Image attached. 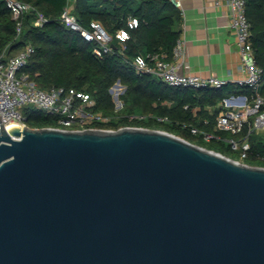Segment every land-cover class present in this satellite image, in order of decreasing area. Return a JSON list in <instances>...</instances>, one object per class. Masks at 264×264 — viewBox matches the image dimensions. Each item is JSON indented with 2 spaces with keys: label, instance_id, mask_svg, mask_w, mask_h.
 Listing matches in <instances>:
<instances>
[{
  "label": "water",
  "instance_id": "water-1",
  "mask_svg": "<svg viewBox=\"0 0 264 264\" xmlns=\"http://www.w3.org/2000/svg\"><path fill=\"white\" fill-rule=\"evenodd\" d=\"M0 264H264V166L162 129L0 115Z\"/></svg>",
  "mask_w": 264,
  "mask_h": 264
},
{
  "label": "trees",
  "instance_id": "trees-1",
  "mask_svg": "<svg viewBox=\"0 0 264 264\" xmlns=\"http://www.w3.org/2000/svg\"><path fill=\"white\" fill-rule=\"evenodd\" d=\"M41 11L46 21L37 25L34 12L22 16L21 30H16L5 0H0V52L13 55L27 43L34 51L23 71L44 89L51 87L74 88L89 92L96 101L95 110L111 113L115 107L110 88L119 81L125 88L119 121L98 124L117 128L136 125L162 129L193 143L237 159L230 152L229 138H247L248 154L242 162L264 166V131H250L248 123L233 133L216 127L219 106L223 97L234 92L250 94L244 85H224L220 88L172 87L145 71H136L132 60L139 54L164 52L172 57V48L181 29L180 9L169 0H74L73 11L78 22L89 27L91 21H100L114 33L126 27L129 16H136L138 24L129 29L125 48L120 50L116 41L113 52L98 57L93 53L96 43L87 41L76 30L67 28L59 15L69 0H23ZM245 13L250 24L251 42L257 65L262 69L260 92L264 96V0H245ZM26 125L30 127L56 126L57 117L37 109L23 110ZM129 114L143 115L130 120ZM164 117V120H159ZM197 129V133L191 131ZM203 132L212 134L209 140Z\"/></svg>",
  "mask_w": 264,
  "mask_h": 264
},
{
  "label": "built area",
  "instance_id": "built-area-1",
  "mask_svg": "<svg viewBox=\"0 0 264 264\" xmlns=\"http://www.w3.org/2000/svg\"><path fill=\"white\" fill-rule=\"evenodd\" d=\"M176 6L179 0H169ZM12 17L16 20V30H21L22 16L27 12H34L33 21L40 25L46 21L45 15L23 0H5ZM218 3V1H216ZM229 18L228 26L234 36L235 43L240 55L241 69L246 73L242 79H237L240 86H248L250 94L234 92L222 98L219 105L221 111L217 116L216 127L233 133L239 132L245 123H248L250 131L264 130V96L261 94L262 69L257 65L254 48L251 42L250 24L245 13V0L224 1ZM59 20L67 27L78 31L85 40L96 43L93 53L102 57L105 53L113 52V42L116 41L120 50L125 48V42L129 38V29L138 24L136 16H129L126 27L110 33L105 26L97 20L91 21L89 27L81 25L73 11V6L67 3L60 15ZM34 49L27 43L22 49L13 55L5 51L0 52V115L1 122L6 124L12 117L20 121L21 126L26 125V117L23 110L33 106L46 114L57 117V125L62 129H85V128H117L101 127L98 124H108L115 117L121 116L123 101L120 98L124 86L119 82L112 86L110 91L115 107L111 113L104 114L95 110V98L89 93L74 88L51 87L44 89L39 87L28 74L23 71ZM185 42L180 35L172 48V57L167 59L164 52H155L147 55L139 54L132 60L136 71H145L161 79L172 87L185 88H220L227 84V80L217 76L203 77L191 73H178L180 65L184 63ZM114 87L117 89L115 90ZM110 90V89H109ZM130 120L143 115H125ZM164 120V117H159ZM197 133L196 128H192ZM212 134L203 132V138L209 140ZM231 148L238 149L243 159L248 154L250 143L247 138L235 140L228 139Z\"/></svg>",
  "mask_w": 264,
  "mask_h": 264
},
{
  "label": "crops",
  "instance_id": "crops-1",
  "mask_svg": "<svg viewBox=\"0 0 264 264\" xmlns=\"http://www.w3.org/2000/svg\"><path fill=\"white\" fill-rule=\"evenodd\" d=\"M224 1L179 0L177 7L182 18L177 28L181 29L185 42L184 63H187L179 68L186 74L217 76L226 79L228 85L240 88L236 81L246 73L241 69ZM69 2L73 6L74 0Z\"/></svg>",
  "mask_w": 264,
  "mask_h": 264
},
{
  "label": "rangeland",
  "instance_id": "rangeland-1",
  "mask_svg": "<svg viewBox=\"0 0 264 264\" xmlns=\"http://www.w3.org/2000/svg\"><path fill=\"white\" fill-rule=\"evenodd\" d=\"M114 89L116 90L117 88L114 87ZM28 109H35V108H34L33 106H29ZM113 120H114V121H119L120 118L115 117ZM263 131H264V130H263ZM229 152H230L234 157L237 158L236 160H238V161H242V160H243V159L240 157V152H239L238 149H233V148H231V149H229Z\"/></svg>",
  "mask_w": 264,
  "mask_h": 264
}]
</instances>
